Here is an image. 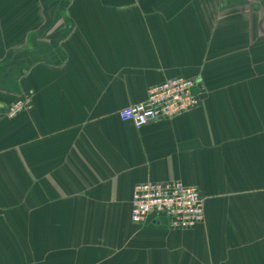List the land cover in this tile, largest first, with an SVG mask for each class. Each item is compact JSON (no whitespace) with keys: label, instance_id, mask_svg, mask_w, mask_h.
I'll return each mask as SVG.
<instances>
[{"label":"crops","instance_id":"crops-1","mask_svg":"<svg viewBox=\"0 0 264 264\" xmlns=\"http://www.w3.org/2000/svg\"><path fill=\"white\" fill-rule=\"evenodd\" d=\"M176 78L197 109L120 119ZM173 182L204 222L134 224ZM0 264H264V0H0Z\"/></svg>","mask_w":264,"mask_h":264},{"label":"built area","instance_id":"built-area-1","mask_svg":"<svg viewBox=\"0 0 264 264\" xmlns=\"http://www.w3.org/2000/svg\"><path fill=\"white\" fill-rule=\"evenodd\" d=\"M197 84L183 78L167 80L151 88L145 102L121 111L120 119L141 129L193 111L200 105L193 93ZM29 106V99H19L9 107L8 117L16 118ZM204 210L205 200L196 188L181 182L145 183L135 188L131 219L136 225H144L153 215L166 217L171 229L189 230L204 222Z\"/></svg>","mask_w":264,"mask_h":264},{"label":"rangeland","instance_id":"rangeland-1","mask_svg":"<svg viewBox=\"0 0 264 264\" xmlns=\"http://www.w3.org/2000/svg\"><path fill=\"white\" fill-rule=\"evenodd\" d=\"M56 3L59 2V1H55ZM21 50V49H20ZM25 51V49H23Z\"/></svg>","mask_w":264,"mask_h":264}]
</instances>
